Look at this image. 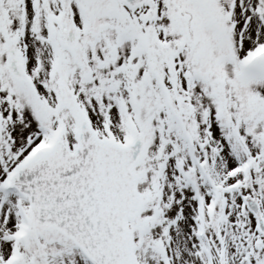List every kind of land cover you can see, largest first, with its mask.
Masks as SVG:
<instances>
[{
  "label": "snow or ice",
  "instance_id": "6c2138e0",
  "mask_svg": "<svg viewBox=\"0 0 264 264\" xmlns=\"http://www.w3.org/2000/svg\"><path fill=\"white\" fill-rule=\"evenodd\" d=\"M0 264H264V0H0Z\"/></svg>",
  "mask_w": 264,
  "mask_h": 264
}]
</instances>
